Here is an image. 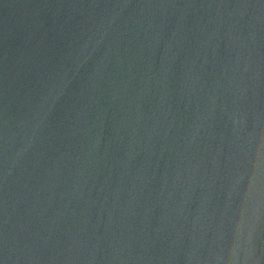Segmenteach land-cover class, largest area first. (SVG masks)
<instances>
[{"label": "water", "instance_id": "1", "mask_svg": "<svg viewBox=\"0 0 264 264\" xmlns=\"http://www.w3.org/2000/svg\"><path fill=\"white\" fill-rule=\"evenodd\" d=\"M0 264H264V0H0Z\"/></svg>", "mask_w": 264, "mask_h": 264}]
</instances>
